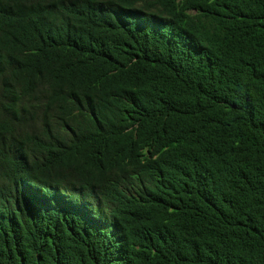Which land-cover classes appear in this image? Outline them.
Wrapping results in <instances>:
<instances>
[{"label":"trees","instance_id":"16d2710c","mask_svg":"<svg viewBox=\"0 0 264 264\" xmlns=\"http://www.w3.org/2000/svg\"><path fill=\"white\" fill-rule=\"evenodd\" d=\"M0 264H264V0H0Z\"/></svg>","mask_w":264,"mask_h":264}]
</instances>
